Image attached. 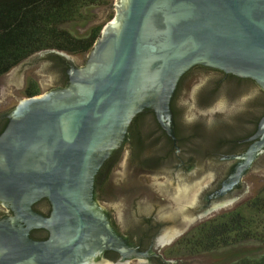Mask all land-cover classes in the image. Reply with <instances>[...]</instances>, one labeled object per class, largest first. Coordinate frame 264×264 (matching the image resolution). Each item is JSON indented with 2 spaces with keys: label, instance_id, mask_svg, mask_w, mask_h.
<instances>
[{
  "label": "water",
  "instance_id": "water-1",
  "mask_svg": "<svg viewBox=\"0 0 264 264\" xmlns=\"http://www.w3.org/2000/svg\"><path fill=\"white\" fill-rule=\"evenodd\" d=\"M117 7L86 63L52 49L11 72L9 93L0 101V116L11 117L0 136V197L16 216L0 222V264H129L134 258L141 264H211L167 262L160 250L247 190L240 181L214 203L209 198L234 166H241L235 177L241 179L264 165V118L257 156L255 146L250 153L228 140L208 145L210 134L182 123L187 140L176 160L161 145L155 156L162 163L136 166L131 146H124L134 118L147 107L178 142L172 102L183 75L198 64L253 78L264 88V0H118ZM50 54L66 59L70 80ZM31 75L45 83L39 95L25 93ZM213 80L199 90L202 105L208 103L202 90ZM251 113L240 116L235 131L217 134H244ZM148 128L147 137L156 131L150 144L158 133ZM120 150L110 191L97 197L96 174ZM232 150L244 153L228 158ZM43 197L53 205L50 218L33 209ZM32 221L48 227L52 238L32 239L24 226ZM149 221L158 239L146 252L140 241ZM107 250L121 255L112 260Z\"/></svg>",
  "mask_w": 264,
  "mask_h": 264
},
{
  "label": "trees",
  "instance_id": "trees-1",
  "mask_svg": "<svg viewBox=\"0 0 264 264\" xmlns=\"http://www.w3.org/2000/svg\"><path fill=\"white\" fill-rule=\"evenodd\" d=\"M105 2L106 0H0V78L41 51L56 49L73 54L90 52L102 34V27L93 28L88 36H78L67 26L74 22L85 23L93 19L95 15L88 12L89 9L103 5ZM49 56L61 60L66 79L70 80L71 67L64 63L66 59L56 54ZM188 75L189 71L181 78L172 102L176 135L181 142L187 140V137L183 131L180 132L182 121L178 95L185 86ZM28 91L29 96L41 93L35 81H32ZM150 126H154L155 129L161 128V132L157 131L158 136L155 139L158 141L163 139L169 143L168 149L172 151L166 154L167 158L175 156L174 138L163 127L155 110L147 107L134 118L130 128L131 137L124 144L133 147L134 159L135 162H139V166L148 165L145 161H139V158L148 147L147 128ZM198 128L201 129L202 125L200 124ZM148 135L152 134L149 132ZM204 138L208 137L205 135ZM212 138L215 139V144H222L228 140L226 143L239 146L243 137L235 135L226 138L222 132ZM121 150L112 157L113 165L121 159L123 154ZM236 152L238 150H232L230 156L234 158L238 155ZM240 168L241 166H234L230 176L209 195V198H219L232 192L240 183V178L235 179ZM98 183H100L99 192L105 190L100 175ZM225 186H228L226 190H224ZM148 224L149 227L142 238L144 247L149 245L147 238L152 232L149 230L154 229L150 221ZM250 247L255 249L254 254L244 253ZM240 248L241 253L236 254V259L227 264H264V188L245 202L200 222L190 232L180 237L173 247H169L165 254L171 258H186L226 250L239 251ZM107 255L116 258L120 253L109 251Z\"/></svg>",
  "mask_w": 264,
  "mask_h": 264
},
{
  "label": "rangeland",
  "instance_id": "rangeland-1",
  "mask_svg": "<svg viewBox=\"0 0 264 264\" xmlns=\"http://www.w3.org/2000/svg\"><path fill=\"white\" fill-rule=\"evenodd\" d=\"M118 0H106L103 5L95 6L90 8L88 12L94 14L93 19L88 22H74L67 26L73 33L78 36H88L91 30L95 27L101 26L102 29L106 27L108 21L114 16V14L118 11L117 7ZM102 30V32H103ZM91 52L73 54L69 53L71 56V60L76 64L86 63L90 56ZM38 55V54H37ZM36 56V55H34ZM32 56V57H34ZM30 57V58H32ZM28 58V59H30ZM27 59V60H28ZM26 61V60H25ZM24 62V61H23ZM14 70V69H13ZM12 70V71H13ZM5 74L0 78V101L4 99L9 91H8V83L11 76V72ZM216 75L211 71H196L188 77L185 86L182 92L178 95V106L181 110L182 117L181 123L187 126L188 128H198L199 125H202L201 130L207 132L210 135H214L219 133L222 129L236 126L239 118L243 114L251 113V102L256 100L254 90L250 94H240L237 98L227 95H220L212 102L206 104H200L197 100L199 90L203 85L212 80ZM32 81H35L40 89V92L44 90V81L37 78L35 75H31L28 83L25 85V93L27 94V89L31 86ZM260 97V96H259ZM258 97V98H259ZM251 98V99H250ZM249 99V100H248ZM200 129V128H199ZM152 135H148V141L153 138L156 134L155 130H151ZM159 141L153 140L150 144H148V152L147 154L150 157L158 155L161 151L157 150L161 146ZM241 183L247 188V190L240 195L238 198L234 199L235 202L231 204L227 209L233 208L236 205L245 202L249 198L257 195L260 190L264 188V165L258 167L257 169L251 171L243 178L240 179ZM220 209L219 211L214 212L211 216H214L224 210ZM211 216L202 217L174 240L171 245H167L166 247L160 250V257L167 262H175V261H215L211 264H227L230 261L236 259V254H240L242 249L238 252L234 250H226L215 253H208L203 255H198L195 257H186V258H176L169 257L165 254L166 250L169 247H173L175 242L186 235L188 232L192 230L196 225L200 222L210 218ZM254 248H248L244 253H253ZM256 253V252H255ZM129 264H141L136 258L131 259Z\"/></svg>",
  "mask_w": 264,
  "mask_h": 264
},
{
  "label": "flooded vegetation",
  "instance_id": "flooded-vegetation-1",
  "mask_svg": "<svg viewBox=\"0 0 264 264\" xmlns=\"http://www.w3.org/2000/svg\"><path fill=\"white\" fill-rule=\"evenodd\" d=\"M65 63H67V62L65 61ZM196 71H198V72L199 71H207V72L211 71L216 75V77L213 78L214 80H216V82H213L212 85L210 84L209 86H207V88H205V90H202V99L204 100V102L208 101V104L210 102V99L213 101L222 94L237 98L238 96H240V94H243V93L250 94L254 90L256 100L254 101V103H253V101L251 102L252 113H251V117H250L251 120H249V121H251V122H249L250 123V129L248 128L246 130L245 123H243L239 126L240 128H244L246 130L244 134L240 135L243 138L240 140L239 145L246 146V149H245L246 152H247V150L250 152L254 146L257 147V150L253 153L254 154L253 156H257L258 151L261 149L260 146L258 145L259 140H258V138H256V136L258 135V132L260 131L261 121L263 119L262 115L264 113V88H263V86H261V84H259L253 78L239 76V75H236L233 73H228L224 70H220V69L213 68L210 66H206L203 64H198V65L194 66L191 70H189L188 77H190V75H192L193 73H196ZM29 88H30V86H29ZM29 88L27 89V94H29V91H28ZM183 88L181 89V92H182ZM260 95H262L261 100H259V98H258ZM244 119H245V117H244ZM10 120H11V117L8 114L0 116V136L6 130ZM242 121H243V119L241 120V123H242ZM232 127H230V131H235L236 126H235V129H233ZM157 128L158 129H156V130L158 132L159 131L161 132V128L160 127H157ZM182 131H183V128L180 129V132H182ZM230 131H226V132H230ZM206 136L209 138V139L207 138L205 140L206 142H208V145L212 144L213 141H215V139L213 140V138H212L214 136H210V135H206ZM147 143H148V141H147ZM158 143H160L162 146L164 145V147H166V148L169 147V143L166 140H163V139L159 140ZM182 148H183V142H181L180 138L178 137V142L175 143V146L173 149V152H175V156H174L175 160H176V158H179L178 157L179 154L177 152H178V150H181ZM130 150H131V162L134 165L139 166L140 165L139 162H135V159H134V153L135 152L133 150V147ZM170 151H172V150L170 149L168 151V153H166V154H169ZM147 152H148V147L145 148L144 154L139 158L140 159L139 161H145V162H147L148 165L152 164V166L153 165L156 166V165H159L160 163H162V162L158 161L159 160L158 157H156V156L150 157L147 154ZM240 153L243 154L244 152L243 151L242 152L241 151L236 152V154H238V155H241ZM231 155H232V153H231ZM228 158H233V157L229 156ZM233 159H235V157ZM111 161H112V157L107 162V164H105L103 167L100 168V171L96 174V194H97V197H98L99 193L104 194V192L110 191L109 178L111 175L110 174L111 169L113 167V164L111 163ZM148 165L143 166V167H148ZM176 167H181V165L176 164ZM188 168L191 169L192 166L188 165ZM99 175L101 178V183H103V185L105 187L104 188L105 190H103L101 192H99V188H98V184H100V183H98ZM211 199L213 200V203H214V199H218V198H211ZM213 203H209V204H213ZM33 209L35 211L41 213L42 215H44L46 218H50V216L52 215V211H53V205H52L49 198L43 197V198L37 200L33 204ZM15 216H16L15 211L12 208L8 207L4 203L3 199L0 197V222L5 221L6 219L12 220L15 218ZM153 225L155 227V224H153ZM24 226L29 229L30 237L34 240L46 241V240H49L50 238H52V231L48 227L43 226L39 222L32 221L30 224H25ZM152 233L153 232H151L147 238V240H149V245H147L148 247L142 246V238H141L140 245L143 247V251L150 252L151 250H154V247H155L154 244L158 238H157V236L154 238V234H152ZM109 251H115V250H107L105 252L106 256H108L107 252H109ZM153 256H155V255H153ZM108 257L111 258L112 260H117L119 258V257L112 258L110 256H108Z\"/></svg>",
  "mask_w": 264,
  "mask_h": 264
}]
</instances>
